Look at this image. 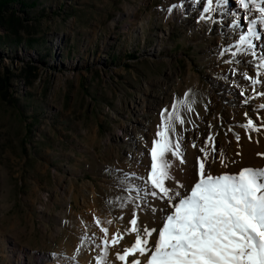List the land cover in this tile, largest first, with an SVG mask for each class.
I'll use <instances>...</instances> for the list:
<instances>
[{
  "label": "rangeland",
  "instance_id": "1",
  "mask_svg": "<svg viewBox=\"0 0 264 264\" xmlns=\"http://www.w3.org/2000/svg\"><path fill=\"white\" fill-rule=\"evenodd\" d=\"M25 1L9 10L20 20L17 33L0 27V264L72 255L79 264H122L116 253L136 239L125 233L133 213L139 227L158 228L162 213L152 207L168 202L149 196L148 204L128 203L135 193L122 191L121 178L148 175L161 110L178 99L187 97L193 109L181 108L185 123L171 134L185 162L168 158L185 188L197 157L204 158L201 147L214 176L264 168V129L241 127L247 118L264 123V68L257 67L264 27L257 24L256 56L235 47L258 13L246 19L235 0L208 14L205 0ZM114 234L123 238L112 246Z\"/></svg>",
  "mask_w": 264,
  "mask_h": 264
},
{
  "label": "snow or ice",
  "instance_id": "2",
  "mask_svg": "<svg viewBox=\"0 0 264 264\" xmlns=\"http://www.w3.org/2000/svg\"><path fill=\"white\" fill-rule=\"evenodd\" d=\"M235 2L244 9L246 19L249 12L259 15L258 20L248 21L247 34L241 33L235 45L238 51L251 50V55L256 56L253 39L260 38L257 24L264 27V0ZM228 3L229 0H205L203 12L211 13ZM205 18L212 19L210 15L201 16V19ZM238 20L237 16L233 27H240ZM232 54L236 55L235 52ZM260 59L262 62L257 67L264 68V56ZM243 75L252 81L253 86L260 83L246 73ZM258 95L264 96V92ZM181 108L193 111L187 97L174 101L171 109L161 110V124L157 126L156 138L149 150L151 164L147 170L148 175L125 173L120 181L124 185L122 191L135 193L134 196L126 198L128 203L142 201L148 204L149 196L161 201L167 200L166 208L152 207L153 213L157 210L162 213L159 230L149 229L146 225L139 227L134 212L129 221L130 228L125 229V233H135L136 239L123 253H116V258L122 264H129L128 257H136L137 254L141 257L148 256L144 264H264V168L246 167L236 174L214 176L210 170H205L209 153L206 147H201L204 158L197 157L198 165L195 166L193 184L185 188L171 173L174 160L168 158L171 154L172 157L179 158L180 163L185 162L179 139L173 142L171 135L175 133L176 122L180 125L185 123ZM260 108L264 109V105H260ZM245 116L247 117V113ZM241 127L258 132L264 129V123L257 125L252 118H247V122ZM207 140L212 141L213 137L209 135ZM192 146L196 147L195 143ZM213 151H216L215 146ZM219 157L224 164L226 158L222 150ZM137 180L141 183L136 184ZM169 180L174 181L172 186L167 184ZM124 206L121 204V207ZM135 207L140 208V203H136ZM95 223L99 225L100 221L97 219ZM101 230L107 236L108 229ZM154 233L157 234V241L154 246L149 247ZM122 238V235L114 234L111 245L115 246ZM82 239L88 237L84 236ZM109 243L107 239L102 241L105 256ZM131 264H142V261L136 258Z\"/></svg>",
  "mask_w": 264,
  "mask_h": 264
},
{
  "label": "trees",
  "instance_id": "3",
  "mask_svg": "<svg viewBox=\"0 0 264 264\" xmlns=\"http://www.w3.org/2000/svg\"><path fill=\"white\" fill-rule=\"evenodd\" d=\"M15 1H19L23 7L26 5L25 0H0V27L13 33H17V27L20 21L15 12L9 11Z\"/></svg>",
  "mask_w": 264,
  "mask_h": 264
},
{
  "label": "bare ground",
  "instance_id": "4",
  "mask_svg": "<svg viewBox=\"0 0 264 264\" xmlns=\"http://www.w3.org/2000/svg\"><path fill=\"white\" fill-rule=\"evenodd\" d=\"M228 99H231V100H233L234 99V95L233 94H230V93H228V95L226 96ZM226 98V99H227ZM263 141V140H262ZM260 144V143H259ZM261 146L264 148V142H262L261 143ZM182 192V191H181ZM160 202L159 201H157L156 200V204H159ZM153 226H155V227H157V226H159L158 224H153ZM81 232L83 233V234H87V229H86V227H84V226H81ZM158 230H159V227L157 228ZM72 253H74L73 251H72ZM73 256V255H72ZM72 256H70V258H68V259H63V260H60V262H54V260H52V259H49V260H47V264H79V262L78 261H76V260H74L73 259V257ZM139 256V254H137V256L136 257H138ZM139 258H140V256H139ZM92 260H91V257H86L85 258V263L86 262H91Z\"/></svg>",
  "mask_w": 264,
  "mask_h": 264
}]
</instances>
